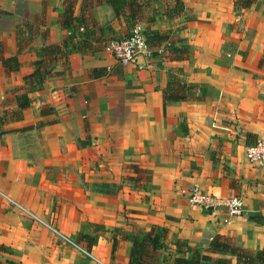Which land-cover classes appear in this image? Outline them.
<instances>
[{
	"label": "crops",
	"instance_id": "obj_1",
	"mask_svg": "<svg viewBox=\"0 0 264 264\" xmlns=\"http://www.w3.org/2000/svg\"><path fill=\"white\" fill-rule=\"evenodd\" d=\"M235 1L182 0L181 14L156 19L153 29L188 49L184 59L163 50L122 66L99 50L56 64L22 119L2 128L0 264H128V236L152 227L166 230L158 264L181 256L178 241L204 250L216 235L264 251V168L245 156L264 141V0ZM41 2L0 0L3 56L21 50L19 71L6 74L0 63V102L23 88L39 49L67 35L58 23L62 0ZM92 6L99 27L89 30L91 44L129 34L110 5ZM95 68L107 72L89 76ZM170 73L192 87L185 101H164ZM14 107L8 101L5 109ZM195 187L217 199L241 196L242 213L191 205ZM79 233L93 243L77 241ZM118 237L125 244L113 252Z\"/></svg>",
	"mask_w": 264,
	"mask_h": 264
},
{
	"label": "trees",
	"instance_id": "obj_2",
	"mask_svg": "<svg viewBox=\"0 0 264 264\" xmlns=\"http://www.w3.org/2000/svg\"><path fill=\"white\" fill-rule=\"evenodd\" d=\"M45 1L41 4L44 8ZM160 1V4H159ZM97 4L106 3L111 6L114 12V19L122 18L128 28L132 30L137 25L144 27L148 46L153 49V54L159 47L170 55L175 54V59L181 60L187 56L188 49L185 47H174V42L170 39L171 32H160L153 29L152 24L157 18L166 17L172 19L183 11L182 0H96ZM253 0H236L237 6H250ZM77 0H62L63 11L58 16V23L66 31L67 35L63 42L52 45H44L39 49L40 59L33 63V72L23 77V88L14 91L12 100L0 102V136L8 131L2 128L10 122L19 121L23 117V111L30 107V94L40 90L45 81L56 75L55 66L62 62L68 66V57L72 53H84L86 51L104 50L107 44L94 46L89 41V30L98 28L92 15L93 0H83L79 16L75 15ZM159 6L156 7V5ZM110 24V23H109ZM26 26V25H25ZM12 57H4V49L0 42V63L5 69L6 74L20 70L18 54ZM105 68H95L90 71L89 76L97 78L106 74ZM192 89L183 80L174 74H169L168 82L163 90L164 101H185L187 92ZM8 101L15 104L12 109H5ZM254 144V143H253ZM166 237V230L160 227H152L145 234H131L128 236L131 242L130 256L128 264H158L165 260L167 246L163 241ZM77 241H84L89 247L93 243V237L78 234ZM125 239L122 237L115 238L112 246L115 250H123ZM176 248L181 256L175 257L171 264H231V257L244 264H264V251H251L249 249L238 247L233 238L224 235H216L202 250L196 247H190L185 241H178ZM191 253L190 258L185 254Z\"/></svg>",
	"mask_w": 264,
	"mask_h": 264
},
{
	"label": "built area",
	"instance_id": "obj_3",
	"mask_svg": "<svg viewBox=\"0 0 264 264\" xmlns=\"http://www.w3.org/2000/svg\"><path fill=\"white\" fill-rule=\"evenodd\" d=\"M163 50L164 48L161 46L156 49V52L161 53ZM104 51L109 53L122 66L135 63L139 57L149 59L154 55L153 49L147 44L144 29L141 25L135 26L127 36L109 42ZM245 156L253 167L264 168V141H258L247 146ZM189 203L209 211L218 206H224L230 216L242 213V200L239 195H233L227 199H217L212 195L201 193L195 187L189 191ZM63 239L85 256L91 257L90 253L80 245L69 239Z\"/></svg>",
	"mask_w": 264,
	"mask_h": 264
}]
</instances>
